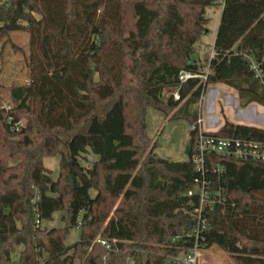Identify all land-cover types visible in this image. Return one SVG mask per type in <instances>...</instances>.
Returning a JSON list of instances; mask_svg holds the SVG:
<instances>
[{
  "label": "trees",
  "instance_id": "obj_1",
  "mask_svg": "<svg viewBox=\"0 0 264 264\" xmlns=\"http://www.w3.org/2000/svg\"><path fill=\"white\" fill-rule=\"evenodd\" d=\"M216 4L215 55L203 72L195 44ZM12 32L29 34L28 78L0 82V99L26 126L13 132L0 108V264L20 246L19 264H177L170 259L195 244L185 234L200 201L187 192L203 177L191 160L197 133L188 160L142 162L155 147L146 110L193 124L210 83L234 88L241 107L264 106V0H0L3 44ZM182 69L207 78L181 83ZM177 87L179 99L165 98ZM213 133L264 143V128L249 124L226 120ZM89 153L98 155L90 166ZM50 156L59 157L57 178ZM206 160L223 170L205 175L214 204L199 245L264 264V161ZM56 212L64 226L42 225ZM75 227L80 239L68 246Z\"/></svg>",
  "mask_w": 264,
  "mask_h": 264
},
{
  "label": "rangeland",
  "instance_id": "obj_2",
  "mask_svg": "<svg viewBox=\"0 0 264 264\" xmlns=\"http://www.w3.org/2000/svg\"><path fill=\"white\" fill-rule=\"evenodd\" d=\"M222 5L216 4L206 8L208 18L207 30L201 39L195 44V56L204 62L202 71L208 72L207 63L210 52L213 50L217 29L221 18ZM29 34L27 32H12L10 40L3 44L0 40V82L11 84L14 81L23 82L28 78V67L26 56L29 53ZM170 88L164 90L165 98L169 97ZM230 92V93H229ZM232 95L237 97V91L223 83H210L206 91L196 104L199 111V118L202 119L203 126L209 130H218L226 120L236 123L249 124L264 128V106L254 104V110L246 111V120L238 117V109L232 100ZM249 106V105H248ZM247 106V107H248ZM225 107V112H224ZM209 117H213V124H209ZM147 133L152 137V145L148 147L142 157V162L152 156H160L172 161H185L190 158L191 143L189 140V130L191 123L186 118H171L165 116L160 111L148 107L145 115ZM98 155L89 153L86 159L82 160L84 165H92ZM45 165L52 172L53 177L59 175V157L50 156L45 158ZM71 178V176H70ZM94 193V192H93ZM119 203V200L117 201ZM115 209V207H114ZM113 209V211H114ZM112 211V212H113ZM62 214L56 212L54 220L42 222V225L62 227L64 222ZM81 231L78 227L72 228L66 238V245L72 246L80 239ZM22 246L18 247L12 254V264H19ZM196 264H237L229 253L221 249L218 245L201 249V257Z\"/></svg>",
  "mask_w": 264,
  "mask_h": 264
},
{
  "label": "built area",
  "instance_id": "obj_3",
  "mask_svg": "<svg viewBox=\"0 0 264 264\" xmlns=\"http://www.w3.org/2000/svg\"><path fill=\"white\" fill-rule=\"evenodd\" d=\"M215 51L210 52V57H214ZM257 69L256 65L253 66ZM192 78H199L205 80L207 74L187 69L180 70L178 79L181 83L188 81ZM171 92L169 96H173L175 100L179 99V87L170 88ZM0 108L4 110L7 115L5 116V122L10 126L13 132H19L23 127L26 126L25 119H16L11 113L14 108L12 101H6L0 99ZM192 131L197 133L195 143L193 146V154L191 160L195 166V169L202 174V178H196V186L193 189L188 190L187 195L192 196L198 194L200 201L199 205L194 208L193 214L196 218L195 227L186 233V236H194L195 244L187 251H182L178 256L171 258L174 263L177 264H196L199 257H201L202 246L199 245V240L202 238L203 233L208 228L209 218L204 212L205 208L212 209L214 199L212 198L211 192L207 189L209 187V180L206 179L205 175L211 170L213 172H222V165L212 166L208 165L206 160L207 156L217 155L221 157H233V158H251L255 160L264 161V143L258 142L252 139H243L235 137H225L213 133V130L207 129L203 126L202 119L193 123L190 127L188 136L191 137ZM219 194V192H217ZM39 223V221H37ZM100 243L105 246L108 250L111 249V244L105 239H100ZM124 264H131L126 261Z\"/></svg>",
  "mask_w": 264,
  "mask_h": 264
},
{
  "label": "crops",
  "instance_id": "obj_4",
  "mask_svg": "<svg viewBox=\"0 0 264 264\" xmlns=\"http://www.w3.org/2000/svg\"><path fill=\"white\" fill-rule=\"evenodd\" d=\"M232 100L235 102V105L237 107L240 106L239 105V101H238V96L235 97V96L232 95ZM254 104H256V103H251L248 107H241L240 106V108L238 109V117L246 120V122L249 121V119L245 117V112L249 111V110L253 111L254 110ZM224 112H225V107H224ZM208 122H209L210 125L213 124V117H209ZM234 123H236V122H234Z\"/></svg>",
  "mask_w": 264,
  "mask_h": 264
},
{
  "label": "water",
  "instance_id": "obj_5",
  "mask_svg": "<svg viewBox=\"0 0 264 264\" xmlns=\"http://www.w3.org/2000/svg\"><path fill=\"white\" fill-rule=\"evenodd\" d=\"M249 111H252V110H249ZM253 112V111H252Z\"/></svg>",
  "mask_w": 264,
  "mask_h": 264
}]
</instances>
